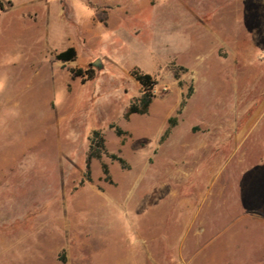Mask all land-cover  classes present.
Returning a JSON list of instances; mask_svg holds the SVG:
<instances>
[{"label": "rangeland", "instance_id": "rangeland-1", "mask_svg": "<svg viewBox=\"0 0 264 264\" xmlns=\"http://www.w3.org/2000/svg\"><path fill=\"white\" fill-rule=\"evenodd\" d=\"M0 264H264V0H0Z\"/></svg>", "mask_w": 264, "mask_h": 264}, {"label": "trees", "instance_id": "trees-1", "mask_svg": "<svg viewBox=\"0 0 264 264\" xmlns=\"http://www.w3.org/2000/svg\"><path fill=\"white\" fill-rule=\"evenodd\" d=\"M75 57H76L75 50L73 48H69L68 50L56 55V60L58 62L67 63L73 61ZM134 77L142 85L143 91L140 97L136 100V102L131 105L128 111H126L125 119H128L132 114L145 115L148 112L153 98L152 90H154V87L156 85L155 81L150 75L135 72ZM121 133L122 132L120 131V129H117L116 134L121 135ZM103 155L105 156L108 155L105 149L104 140L98 131L93 132V138L91 139V144H90V151L89 154L87 155V162H86L87 181H89V176L91 173L90 171L91 161L93 159L100 160ZM109 157L112 160L119 162V164L123 168L125 167V162L117 155L114 154V155H110ZM103 171L106 177H108L109 170L106 165L103 166Z\"/></svg>", "mask_w": 264, "mask_h": 264}]
</instances>
